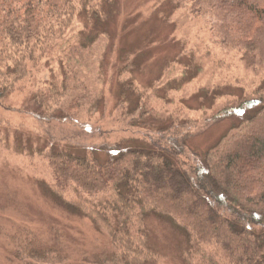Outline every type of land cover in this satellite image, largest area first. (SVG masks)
Returning <instances> with one entry per match:
<instances>
[{
  "label": "trees",
  "instance_id": "obj_1",
  "mask_svg": "<svg viewBox=\"0 0 264 264\" xmlns=\"http://www.w3.org/2000/svg\"><path fill=\"white\" fill-rule=\"evenodd\" d=\"M181 3L187 4L190 14L205 18L221 54L236 60L247 77L261 82L252 89L239 86L240 95L212 104L207 123L238 114L240 119L235 131L203 152L189 145L194 134H163L178 131L168 117L167 125L157 126L156 138L127 145L105 160L92 148L79 153L57 147L43 153L52 177L44 191L56 206L88 219L106 234L107 245L103 243L90 264L156 260L159 253L147 223L150 214L185 232L187 255L192 256L189 264H264V0ZM87 4L88 0H0V100L38 70L54 40L88 11ZM99 4L90 11L96 23L104 19ZM95 30L83 35L77 46L86 47ZM67 74L71 71L66 68L63 81L53 78L47 87L34 88L33 114L40 118L52 111L50 117L59 119L67 115L61 104L67 110L82 104L88 95L84 88L83 93L72 91V99L61 103L71 90L73 78ZM70 191L78 199L64 196ZM36 232L26 226L0 230V242L11 253L8 262H61L58 253L57 261L50 256L51 248Z\"/></svg>",
  "mask_w": 264,
  "mask_h": 264
},
{
  "label": "rangeland",
  "instance_id": "obj_2",
  "mask_svg": "<svg viewBox=\"0 0 264 264\" xmlns=\"http://www.w3.org/2000/svg\"><path fill=\"white\" fill-rule=\"evenodd\" d=\"M181 2L88 0V11L64 28L38 70L0 100V230L26 226L37 231L51 248L50 256L57 261L55 254L60 255V263L46 264H90L107 245L105 233L56 206L42 188L52 181L46 150L63 147L81 153L92 148L105 160L127 145L156 138L157 126L167 125L170 117L178 131L163 134H194L189 145L203 152L235 131L240 119L238 114L207 123L212 104L240 95L239 86L260 84L261 79L247 77L236 60L220 53L205 18L190 14ZM97 3L104 13L101 23L90 19ZM94 29L95 38L86 47L77 46ZM66 68L73 80L61 103L83 88L87 98L70 110L61 104L67 115L59 119L50 117L52 111L37 117L31 112L36 108L30 101L34 88L47 87L53 78L63 81ZM64 196L78 199L72 191ZM147 223L159 253L147 264L192 262L188 238L177 225L154 214ZM10 257L0 242V264H19L8 262Z\"/></svg>",
  "mask_w": 264,
  "mask_h": 264
}]
</instances>
